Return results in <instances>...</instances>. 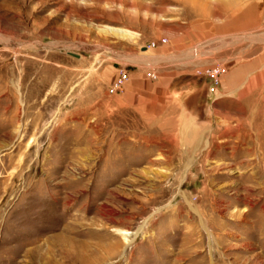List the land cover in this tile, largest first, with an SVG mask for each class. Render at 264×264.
Masks as SVG:
<instances>
[{
  "label": "rangeland",
  "instance_id": "obj_1",
  "mask_svg": "<svg viewBox=\"0 0 264 264\" xmlns=\"http://www.w3.org/2000/svg\"><path fill=\"white\" fill-rule=\"evenodd\" d=\"M0 264H264V0H0Z\"/></svg>",
  "mask_w": 264,
  "mask_h": 264
},
{
  "label": "built area",
  "instance_id": "obj_2",
  "mask_svg": "<svg viewBox=\"0 0 264 264\" xmlns=\"http://www.w3.org/2000/svg\"><path fill=\"white\" fill-rule=\"evenodd\" d=\"M165 39L162 40L164 42ZM154 45V43H152ZM225 68L222 66H216L206 70V73H209L216 80V76L220 74ZM148 77H154L155 74L153 72H147ZM130 73L129 70L125 66L117 67V72L114 79L107 87V93L110 95L122 93L125 90V87L129 81Z\"/></svg>",
  "mask_w": 264,
  "mask_h": 264
},
{
  "label": "crops",
  "instance_id": "obj_3",
  "mask_svg": "<svg viewBox=\"0 0 264 264\" xmlns=\"http://www.w3.org/2000/svg\"><path fill=\"white\" fill-rule=\"evenodd\" d=\"M114 79V78H113ZM130 80V79H129ZM129 82V81H128ZM191 115H193L191 112H190ZM190 124V123H189ZM196 123H193L191 125V127L189 128H186V131L187 132V135L185 136V138L187 139H199L200 137H202V135H200V132L198 131V129H196ZM199 126V125H198ZM166 132H170V128H166Z\"/></svg>",
  "mask_w": 264,
  "mask_h": 264
}]
</instances>
